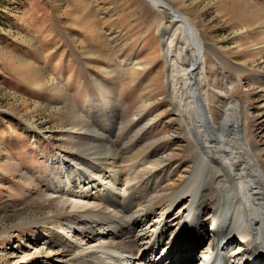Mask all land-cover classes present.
<instances>
[{
	"label": "rangeland",
	"instance_id": "obj_1",
	"mask_svg": "<svg viewBox=\"0 0 264 264\" xmlns=\"http://www.w3.org/2000/svg\"><path fill=\"white\" fill-rule=\"evenodd\" d=\"M164 1L201 32L209 80L202 94L213 114L229 101L245 109L264 163V0ZM170 11L146 0H0V264L13 259L12 248L49 240L65 220L45 196L55 185L47 180L58 155L98 157L83 143L100 124L110 126L117 153L133 149L134 163L154 157L179 171L174 185L160 175L148 199L172 204L195 154L165 82L161 25L175 19ZM144 109L151 117L130 125ZM111 111L123 116L122 131L98 117ZM78 118L93 129H76ZM20 260L13 264H31Z\"/></svg>",
	"mask_w": 264,
	"mask_h": 264
},
{
	"label": "bare ground",
	"instance_id": "obj_2",
	"mask_svg": "<svg viewBox=\"0 0 264 264\" xmlns=\"http://www.w3.org/2000/svg\"><path fill=\"white\" fill-rule=\"evenodd\" d=\"M146 1L158 10L164 5ZM183 16L161 25L171 105L195 154L172 204L149 205L148 199L160 175L174 185L175 178H181L179 171L154 157L134 163L138 157L133 149L119 154L109 142L110 126L100 124L96 131L78 118L76 129L91 127L87 132L96 136L82 142L85 150L98 157L75 162L56 157L58 167L47 177L55 185L46 187L45 196L61 212L56 217H67L54 224L49 240L39 236L38 241L12 248L8 264L18 259L31 264H254V258L264 259L263 150L251 144L250 117L237 102L229 101L221 116L213 114L209 98L202 94L209 81L206 45L197 24ZM145 110L136 113L139 118L130 125L151 117ZM108 113L98 117L116 125L123 120L117 111ZM147 173L148 180L143 178ZM48 219L53 223L56 218ZM210 223L219 228L214 237L206 227ZM241 240L248 248L239 253V245H232Z\"/></svg>",
	"mask_w": 264,
	"mask_h": 264
},
{
	"label": "water",
	"instance_id": "obj_3",
	"mask_svg": "<svg viewBox=\"0 0 264 264\" xmlns=\"http://www.w3.org/2000/svg\"><path fill=\"white\" fill-rule=\"evenodd\" d=\"M160 1H162L163 3H164V5H163V7L166 9H168L170 12H171V14H172V16L174 17H180V18H182V17H184L183 16V14H181V13H179L178 11H175L174 9H172V7L170 6V5H167V3H165V1L164 0H160ZM167 5V6H166Z\"/></svg>",
	"mask_w": 264,
	"mask_h": 264
}]
</instances>
